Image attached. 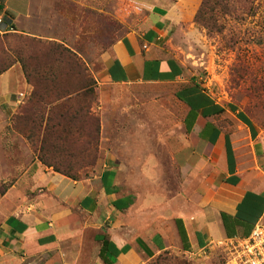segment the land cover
Segmentation results:
<instances>
[{"label":"crops","instance_id":"crops-1","mask_svg":"<svg viewBox=\"0 0 264 264\" xmlns=\"http://www.w3.org/2000/svg\"><path fill=\"white\" fill-rule=\"evenodd\" d=\"M184 2L153 5L141 24L103 54L99 74L102 83L114 86L177 88L185 106V135L172 157L177 190L155 194L153 210H137L133 198L121 194V170L114 162L73 180L31 160L0 196V264H146L162 252L186 255L264 225V171L253 145L259 137L255 126L189 73L168 38L181 25L174 14ZM38 14L36 0H0V29L45 37ZM28 89L19 63L0 75V135L11 129ZM14 174L9 167L0 178ZM75 209L90 219L75 220Z\"/></svg>","mask_w":264,"mask_h":264},{"label":"rangeland","instance_id":"rangeland-1","mask_svg":"<svg viewBox=\"0 0 264 264\" xmlns=\"http://www.w3.org/2000/svg\"><path fill=\"white\" fill-rule=\"evenodd\" d=\"M173 1L36 0L39 22L48 33L16 35L49 43L52 50L47 53L46 47L28 42L21 53L28 77L21 59L0 45V67L12 57L29 86L10 120L11 129L0 135V176L9 167L15 171L9 180L0 178V196L32 161L76 180L114 162L121 170V194L131 196L137 210H153L158 206H152L153 199L158 200L155 194L175 191L172 157L185 135V106L177 88L114 86L102 83L99 76L103 54L141 24L153 5L168 8ZM194 1L199 8L203 0ZM216 1L220 5L208 28L185 19L168 38L186 59L189 73L217 100L243 111L255 126L259 137L253 145L264 171V0H214L212 6ZM17 40L10 38L8 46L16 47ZM35 48L37 54H31ZM95 128L97 135L90 138ZM8 159L13 164H7ZM89 219L75 209V220ZM161 255V264H227L222 250L198 256L201 261L195 263L182 251H168L171 260L165 261L162 252L146 264H155Z\"/></svg>","mask_w":264,"mask_h":264},{"label":"trees","instance_id":"trees-1","mask_svg":"<svg viewBox=\"0 0 264 264\" xmlns=\"http://www.w3.org/2000/svg\"><path fill=\"white\" fill-rule=\"evenodd\" d=\"M212 2H214V0H203L201 5L199 6V8H196L197 7L196 4H198V1L185 0L183 5L176 9L175 14H174L175 19L178 21H181V22L185 21V19H192L195 23L201 24V25L205 26L206 28H208L211 24L213 17H214V13H216V11H217L216 6L220 5V3H218L216 1V3H215L216 5L212 6ZM0 36H5L3 43L1 42L0 45H2V47L5 46L7 52L12 51L13 55L15 54V55H17V57H19L21 59L22 64H23V68L25 69V72L27 73L28 77L30 76L29 71H28V66L25 63L24 58H22V56H21V53H23L24 48H26L28 46V42L39 45L38 46L39 48H41L42 46L46 47L49 50L47 53H49L52 50V47H51L52 45H50L49 43L45 44V43L41 42V40H38L36 38L28 39L27 37L16 35V33H7V34H3V35L0 34ZM10 38L14 39V40H15V38L18 39L17 42H15V44L17 45L16 47L8 46V43H10V41H8V40ZM38 47H36V48H38ZM36 48L34 49L35 52H32L31 54L36 53V50H37ZM9 60L11 61L10 63H8L6 65L4 64L0 67V75L5 73L6 71L11 69L15 65L16 61H13L12 57ZM9 60H6V61H9ZM69 96H70V94L64 95V97H69ZM191 110L193 111L194 107H191ZM77 115H79V114L77 113ZM191 118H192V124L191 125L193 126L195 123L194 121H195L196 117L194 115H192ZM94 124L97 125L96 122ZM95 129H96L95 132L90 133V135H91L90 138L94 137V139H95V137H96L95 135H97V131H98L97 128H95ZM61 173L68 178L76 180V177H74L70 173H66V172H61ZM163 253H165L167 255L165 258V261L171 260V258L168 257V251L163 252ZM160 259H162V255L157 259L155 264H161Z\"/></svg>","mask_w":264,"mask_h":264},{"label":"built area","instance_id":"built-area-1","mask_svg":"<svg viewBox=\"0 0 264 264\" xmlns=\"http://www.w3.org/2000/svg\"><path fill=\"white\" fill-rule=\"evenodd\" d=\"M4 23L0 19V25ZM0 34L6 30L0 29ZM216 250H222L227 264H264V225L257 224L248 236L227 237L220 241H211L197 252H189L186 257L193 261L198 256H208Z\"/></svg>","mask_w":264,"mask_h":264}]
</instances>
